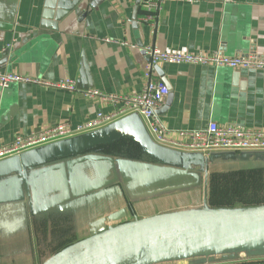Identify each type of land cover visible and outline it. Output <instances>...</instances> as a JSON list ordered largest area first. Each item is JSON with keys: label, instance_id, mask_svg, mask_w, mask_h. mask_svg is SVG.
I'll return each mask as SVG.
<instances>
[{"label": "crops", "instance_id": "1", "mask_svg": "<svg viewBox=\"0 0 264 264\" xmlns=\"http://www.w3.org/2000/svg\"><path fill=\"white\" fill-rule=\"evenodd\" d=\"M145 17L143 0H0V71L77 83L75 92L28 84L0 88V145L57 124L76 127L116 108L86 97L88 90L119 96L141 92L148 83L147 46L264 56V0H166L154 24ZM105 38L128 45L105 43ZM151 80L172 96L159 115L175 139L178 132L205 129L209 122L264 130V71L162 64ZM182 154L189 157L181 165H165L145 153L148 160L138 162L151 167L141 168L138 177L125 178L109 162V172L99 170L98 159L88 156L121 158L87 153L0 179V264H44L60 242L75 244L135 220L203 210L204 198L199 206L177 204L195 189L205 192V181L195 185L194 171L207 168L209 175L222 172L224 161L264 159L256 152H217L210 158ZM162 169H171L168 181L162 182ZM35 230L54 235L51 248L40 254ZM154 264H264V242H240L216 253Z\"/></svg>", "mask_w": 264, "mask_h": 264}, {"label": "water", "instance_id": "2", "mask_svg": "<svg viewBox=\"0 0 264 264\" xmlns=\"http://www.w3.org/2000/svg\"><path fill=\"white\" fill-rule=\"evenodd\" d=\"M137 21L135 16L134 25H137ZM171 103L172 96H168L166 105L157 113L167 111ZM125 136L133 137L142 145L147 156L161 164L181 165L189 157L157 145L141 117L133 114L100 130L1 161L0 179L24 175L34 167L60 158L82 155ZM88 157H96L98 164L109 162L114 171L119 170L120 173H125L128 167L135 170L151 167L138 161ZM203 161L206 163L210 160ZM168 170L171 169H162L161 174L170 173ZM174 172L181 175L188 173ZM207 175L206 168L203 210L163 214L103 229L58 252L44 264H154L216 253L240 242L248 245L264 242V206L230 211L210 209L207 205ZM136 176H141V171Z\"/></svg>", "mask_w": 264, "mask_h": 264}, {"label": "built area", "instance_id": "3", "mask_svg": "<svg viewBox=\"0 0 264 264\" xmlns=\"http://www.w3.org/2000/svg\"><path fill=\"white\" fill-rule=\"evenodd\" d=\"M143 1L146 11L145 20L154 24L162 12L163 3L166 0ZM101 40L109 44L128 45L126 42L109 38ZM10 48L11 45L7 47V49ZM144 49L148 55V61L144 68L148 83L141 92L131 96H119L104 94L99 90H88L84 93L86 97L99 99L116 108L110 112H98L94 118L76 127L62 123L40 131H33L27 135L16 136L11 143L0 145V162L56 142L100 130L133 114H138L143 119L156 144L181 153H195L210 158L217 152H264L263 129L242 128L235 125L222 126L216 122H209L205 129L180 131L178 132L179 138H173L171 130L164 125L162 118L157 113L168 96L169 90L164 84L151 80L156 67L162 64L264 71V56L251 53L247 56L229 57L220 52L208 54L204 52L160 51L153 46H147ZM13 84H28L70 92L77 90V83L71 78L50 82L40 78L0 71V88L7 89Z\"/></svg>", "mask_w": 264, "mask_h": 264}, {"label": "trees", "instance_id": "4", "mask_svg": "<svg viewBox=\"0 0 264 264\" xmlns=\"http://www.w3.org/2000/svg\"><path fill=\"white\" fill-rule=\"evenodd\" d=\"M87 153H96L105 156H113L115 158L126 159L130 161H141L148 160L145 157V152L142 146L136 142L133 138L123 137L113 143L103 144L96 148L90 149L83 154ZM249 183L252 186H255L254 192L252 196H247V198H242L240 203L244 207L250 206H262L264 205V167H250L241 169L235 172L229 173H220L213 172L210 173L207 177V204L212 209H218L224 205V201H219L217 199L212 198L211 188L219 193L218 189H220L223 185L227 183H240V182ZM222 194V193H221ZM221 197V195H220ZM222 198V197H221ZM232 198V197H231ZM254 198V200H252ZM231 202H235L232 198ZM57 226V225H55ZM47 236L48 233H45ZM73 242H60L58 247L54 249L53 253H58L68 246L72 245Z\"/></svg>", "mask_w": 264, "mask_h": 264}, {"label": "rangeland", "instance_id": "5", "mask_svg": "<svg viewBox=\"0 0 264 264\" xmlns=\"http://www.w3.org/2000/svg\"><path fill=\"white\" fill-rule=\"evenodd\" d=\"M256 153H264V152H257ZM247 153H254V152H247ZM226 164L228 165H224L222 167V172L220 173H229V172H235V171H239L241 169H245V168H250V167H264V159L263 160H259L256 162H252V163H241L240 160H236L235 162H227L224 161ZM240 162V163H239ZM98 169L99 170H107L108 172L110 171V168L108 166V164H98ZM206 170V168H205ZM202 171V172H197L194 171L192 174L193 178H194V183L195 185H197L198 183H200L199 185L202 184V182L205 181V185H206V179H205V175H206V171ZM141 170H135L132 167H128V170H126L125 175L128 177H133L135 176V174H139ZM204 175V176H202ZM169 175L163 173L162 174V182L168 181L169 180ZM133 182H135V184H140L141 180L135 181L132 179ZM146 185L148 186V182H146ZM255 186L250 185L249 183L244 182H240V183H235L232 184L227 183L225 185H223L220 189H218V191H220L221 193L215 191V190H210L212 198L217 199L219 201H224V205L221 206L218 209H221L222 211H230V210H242V209H246V208H251V207H261V206H250V207H244L242 206V204L240 203V200L242 198H247V196H252L254 195ZM141 190V189H138ZM135 192V194L133 195L134 198H141V192L139 191H133ZM139 192V194H137ZM204 188L203 191L202 190H194L192 194L189 195H185L186 197L181 198L179 200V202L177 203L178 205L183 204L185 202L188 201V205H195V206H199L202 204L203 198H204ZM206 195V194H205ZM221 195V197H220ZM235 200V202H231L232 198ZM192 198V199H191ZM254 200V198L252 199ZM174 204V205H177ZM264 206V205H262ZM57 217V216H55ZM40 227H42V225H39ZM35 243L34 246H36L35 248V253L39 254L41 253V250H49L53 244V239H54V235L52 233L51 236H45L44 234H41V231L39 234H37V231L35 230ZM2 254H4V252L1 250L0 251Z\"/></svg>", "mask_w": 264, "mask_h": 264}]
</instances>
